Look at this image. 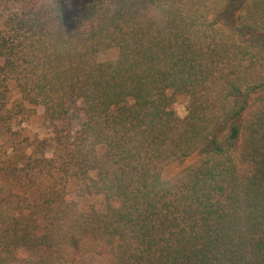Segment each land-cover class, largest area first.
Instances as JSON below:
<instances>
[{"label":"trees","instance_id":"obj_1","mask_svg":"<svg viewBox=\"0 0 264 264\" xmlns=\"http://www.w3.org/2000/svg\"><path fill=\"white\" fill-rule=\"evenodd\" d=\"M38 109L0 264H264V0H0V129Z\"/></svg>","mask_w":264,"mask_h":264},{"label":"rangeland","instance_id":"obj_2","mask_svg":"<svg viewBox=\"0 0 264 264\" xmlns=\"http://www.w3.org/2000/svg\"><path fill=\"white\" fill-rule=\"evenodd\" d=\"M69 7L76 8L78 11L82 10V6L92 0H67ZM118 55L116 49H110L100 54V60H111ZM13 99L16 98L14 94ZM189 100L185 96H178L175 103V109L180 117L187 114V106ZM54 133L52 131V124L44 118L43 111L38 109L36 115L23 124L13 125L10 130L6 128L0 129V156L12 161H18L19 166L22 167L26 159L36 150L38 154H50L54 147ZM6 155L7 157H4ZM189 161L173 164L169 166L165 174L166 176L175 175L181 168L191 163L194 158ZM70 198L78 202L81 207L88 208L91 205L100 206L103 203L101 197L80 196L74 185H70ZM30 252H24L23 255L30 256ZM34 256L37 253H32Z\"/></svg>","mask_w":264,"mask_h":264}]
</instances>
